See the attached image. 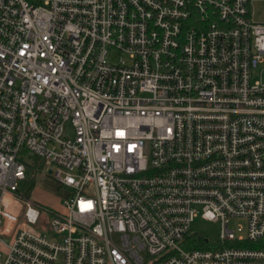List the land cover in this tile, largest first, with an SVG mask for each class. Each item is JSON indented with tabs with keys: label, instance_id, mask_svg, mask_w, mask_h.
I'll return each mask as SVG.
<instances>
[{
	"label": "built area",
	"instance_id": "built-area-1",
	"mask_svg": "<svg viewBox=\"0 0 264 264\" xmlns=\"http://www.w3.org/2000/svg\"><path fill=\"white\" fill-rule=\"evenodd\" d=\"M259 1L0 0V264H264Z\"/></svg>",
	"mask_w": 264,
	"mask_h": 264
},
{
	"label": "rangeland",
	"instance_id": "rangeland-1",
	"mask_svg": "<svg viewBox=\"0 0 264 264\" xmlns=\"http://www.w3.org/2000/svg\"><path fill=\"white\" fill-rule=\"evenodd\" d=\"M253 9L257 19L264 18V2H255L253 4ZM32 179H34L35 183L33 187H31L33 192L32 199L49 208L63 211L64 193L68 189L61 187L54 179L47 176L45 173L37 174L33 176ZM245 224L246 221L243 218H234L230 222V227L241 231V226ZM191 229L194 235L202 234L204 238H209L210 245L214 246L218 244L220 240L222 224L220 221L208 220L199 216L192 223Z\"/></svg>",
	"mask_w": 264,
	"mask_h": 264
},
{
	"label": "trees",
	"instance_id": "trees-1",
	"mask_svg": "<svg viewBox=\"0 0 264 264\" xmlns=\"http://www.w3.org/2000/svg\"><path fill=\"white\" fill-rule=\"evenodd\" d=\"M35 183H34V179H31V182H30V185H29V187H30V189H32L31 187H33V185H34ZM193 247H200V248H210V247H212L211 245H210V243H206L205 242V238H204V236L202 235V234H200V235H195L194 236V239H193Z\"/></svg>",
	"mask_w": 264,
	"mask_h": 264
},
{
	"label": "water",
	"instance_id": "water-1",
	"mask_svg": "<svg viewBox=\"0 0 264 264\" xmlns=\"http://www.w3.org/2000/svg\"><path fill=\"white\" fill-rule=\"evenodd\" d=\"M51 171V170H50Z\"/></svg>",
	"mask_w": 264,
	"mask_h": 264
}]
</instances>
